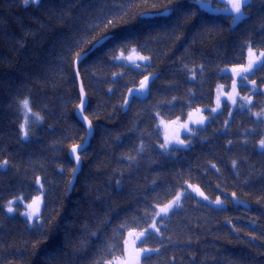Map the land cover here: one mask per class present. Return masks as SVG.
<instances>
[{
	"label": "trees",
	"instance_id": "trees-1",
	"mask_svg": "<svg viewBox=\"0 0 264 264\" xmlns=\"http://www.w3.org/2000/svg\"><path fill=\"white\" fill-rule=\"evenodd\" d=\"M250 5L233 25L232 16L196 0H40L27 7L0 0V264H110L124 256L128 234L153 220L160 232L147 233L144 247L160 251L141 264H264V118L252 110L264 108V69L249 75L256 92L240 88L253 96L251 109L231 113L225 103L220 113L207 112L209 122L186 136L188 146L162 150L158 126V117L185 120L212 107L219 86L233 82L224 71L264 52V0ZM105 35L116 39L76 71V53ZM133 52L148 62L119 61ZM76 73L94 135L69 193L75 167L68 153L86 136L75 116ZM146 76L147 94L126 105ZM25 99L43 119L27 137ZM187 184L226 206L185 194L178 210L157 220V208ZM233 193L245 204L234 203ZM38 197L42 228L28 222L21 204L13 215L6 211L14 199Z\"/></svg>",
	"mask_w": 264,
	"mask_h": 264
},
{
	"label": "rangeland",
	"instance_id": "rangeland-1",
	"mask_svg": "<svg viewBox=\"0 0 264 264\" xmlns=\"http://www.w3.org/2000/svg\"><path fill=\"white\" fill-rule=\"evenodd\" d=\"M251 0H249L250 2ZM231 2L232 0H207L205 3V6L202 7L203 9L207 10H214L218 13L221 14H226L233 16L234 13L231 12H226L224 11L225 8H230L231 7ZM240 19L239 21H241ZM238 21V22H239ZM237 22V23H238ZM237 23L233 24L236 25ZM119 61L122 62H128L129 64L135 66L136 64H144L148 62L147 60H142L141 56L136 54L135 52L131 53L130 55H123L121 54L119 56ZM261 61H264V57L260 55V53H250L248 63L243 66V67H237V68H231L227 69L224 72L227 74H230L233 77V82L231 86H226V85H221L216 91V96H215V101L212 107L207 108V109H196L192 110L188 113L187 117L185 120L177 119L174 121H166L161 117H158V126L161 130L162 133V143L160 145V148L164 151H168L172 147H186L189 144V140L186 139V136L191 135L193 133L194 128H203L207 125L209 122V118L207 117L206 113L209 112L211 115H216L220 113L223 109V106L225 103H228L231 107V113L234 112L236 109L241 108V109H251L254 99L253 96H243L240 92V88L243 85H249L253 88V93L257 91L256 85L253 82H250V80L245 81L244 83H241V78L244 75H249L255 70V68L260 64ZM251 62V67L252 70L250 72H244V69L249 66V63ZM148 82V81H147ZM141 87V86H140ZM138 88H133L129 91L134 92L135 95L137 96H145L147 94V88L146 90L142 91H137ZM128 93L127 96V103L130 102L133 96H130ZM134 95V96H135ZM246 97L247 99H242ZM29 107L31 109V112H29L27 109L23 107V101L21 102V109H22V114L24 118V124H23V132L27 130V133L32 125H40L43 123V119L41 115L36 113L32 107H31V102L29 99ZM235 101V103L233 102ZM240 105H243L241 107ZM214 109V111H213ZM253 110V115L256 119H263L264 118V108L262 110ZM40 117V119H37L36 117ZM27 118V119H26ZM264 140V139H263ZM179 141H183V143H179ZM259 149L264 150L260 147L259 143ZM195 189H199V192H203V190L198 186L194 184H187L185 186V189L182 190L177 196H180V200L177 201V203L181 204L182 199L185 194H193L196 196L198 199H200L203 202H206L212 206L215 207H225L226 206V201L222 197H218L223 203L222 205H217L215 203H210V201H214L216 199H211L209 198L204 192V195L208 197V200H204L202 196H200L198 191H195ZM176 196V197H177ZM176 197L170 201L168 204L172 203L174 200H176ZM232 200L234 203H240V204H245L244 201H241L238 199L236 196H231ZM11 204V206L14 208L13 212H8V207ZM21 204L22 207H24V216L28 220V222L33 225L36 223L35 219H29L28 216L25 215V213H35L36 215L39 216L40 218V213L42 210V205H43V199L42 197H38L35 200L31 202H25L23 199H14L9 204L6 206V211L9 215H13L15 213L17 205ZM168 204L164 206H160L157 208V213H160V216L157 217L156 219L158 220L159 218L165 217L163 213L160 212L161 208H165ZM176 209L175 205H173V208L168 211L169 216L174 210ZM166 216V217H167ZM156 225H158L157 221ZM143 231V230H142ZM151 231V230H150ZM141 231H132L130 232L131 234H128L126 244H125V253L122 258H119L117 260H114L110 264H133V262L137 259V251L140 248V242L144 239V237H140L139 233ZM147 233H145L146 236ZM139 237V238H138ZM153 253V252H152ZM140 259V264L141 260L143 257H139Z\"/></svg>",
	"mask_w": 264,
	"mask_h": 264
},
{
	"label": "snow or ice",
	"instance_id": "snow-or-ice-1",
	"mask_svg": "<svg viewBox=\"0 0 264 264\" xmlns=\"http://www.w3.org/2000/svg\"><path fill=\"white\" fill-rule=\"evenodd\" d=\"M33 3V4H39L40 0H23V4L25 7H27L29 5V3ZM197 3L200 4L201 7L205 6L206 0H196ZM250 2L249 0H232L231 2V7L230 8H225L224 11L226 12H231L234 13V15L231 17L233 24L237 23L240 19H242L245 15L246 12L244 11L245 7H250ZM156 14H152V13H143L142 17H148L151 18ZM116 39V37L114 35H105L100 37L98 40H96V42L92 45V48H90L87 52H77L76 56H75V63L79 64L82 60H86L87 57L93 52L94 49H96L97 47H103L105 44L108 43V41L112 40L114 41ZM81 45H77V47H80ZM260 55L262 57H264V52H261ZM142 60H147V57H141ZM135 67L139 68L141 67V65L136 64ZM259 68L264 69V61H261L260 64L258 65ZM252 70L251 67V62L249 63V66L247 68L244 69V72H250ZM78 71V70H77ZM147 76L145 77V80H142L141 83V87L140 89H138L137 91H142V90H146L147 88ZM249 77L247 75L242 76L241 78V83H244L245 81H248ZM109 91H111V89H109ZM81 92H83V88H81ZM130 96H134L135 93L134 92H130L129 93ZM242 99H247L246 97L242 98ZM235 103V101H233ZM125 103H127V101H125ZM241 107H243V105H240ZM23 107L25 109H27L29 112H31V109L29 107V101L27 99H25L23 101ZM80 112L83 113V107H84V101L81 100L80 103ZM214 111V109H213ZM37 119H40V117H36ZM82 120H87V116H81ZM27 119V118H26ZM88 131L91 132L92 131V126H91V122H88ZM25 137H27L28 133L27 130H25L24 132ZM179 143H183V141H179ZM260 147L262 149H264V140L260 141ZM83 150V146L82 145H74L71 149V152L74 154V158H75V162L77 167L73 169V175H75V172L77 171V169L79 168V161H80V155L78 154L77 150ZM8 162L5 161L4 164H7ZM0 167H2V165H0ZM213 168H215V165H213ZM42 187V186H41ZM71 187V185H70ZM195 191L199 192V189H195ZM200 196H202L204 198V200H208V197L204 195L203 192H199ZM233 196H235V193L232 194ZM180 200V196L176 197V200H174L172 203L168 204L165 208H161L160 212L164 214V216L166 217L168 215V211L170 209L173 208V205H175L176 209L178 210L181 205L179 203H177V201ZM210 203H215L217 205H222V201L217 198L214 201H210ZM14 208L11 206V204L8 207V212H13ZM26 216H28L29 219H35L37 221V224L42 228V224H40V218L38 215H36L35 213H25ZM156 216L159 217L160 213H156ZM229 223L231 224V221H229ZM36 226V225H34ZM233 228H235V225H233ZM151 230V231H150ZM160 232V228L157 227L155 220L151 221L147 227H145L143 229V231H141L139 233L140 237H145V233H148V237H150L151 235H153L154 233H159ZM131 234V233H129ZM148 237H145L141 242H140V248L137 251V259L133 262V264H140V259L139 257H143V259L145 261H147L148 259L151 258V253L152 252H159L160 249L159 248H146L144 247V245L147 244L148 241ZM139 238V237H138ZM253 239H255V237H253Z\"/></svg>",
	"mask_w": 264,
	"mask_h": 264
},
{
	"label": "water",
	"instance_id": "water-1",
	"mask_svg": "<svg viewBox=\"0 0 264 264\" xmlns=\"http://www.w3.org/2000/svg\"><path fill=\"white\" fill-rule=\"evenodd\" d=\"M97 48H98V47H97ZM80 63H81V62H80ZM80 63H79V64H80ZM79 64H76V71H77V68H78ZM76 74H77V78H78V82H79L80 103H81V100H83V101H84V107H83V113H81V112H80V107H79L80 105H79L78 108H77L76 111H75V116H76V118L78 119V121H79V122L83 125V127L85 128L86 136H85L84 141H83L81 144H79V145H82V146H83V150H80V149L77 150L78 154L80 155L79 168H78L77 171L75 172V175H73V177H72V180H71V183H70L71 187H69V193L72 192L73 187H74L75 182H76V179H77V176L79 175V173H80V171H81V167H82L81 154H82L83 152H85V150L89 147L90 142H91V139L93 138V135H94V128H93L92 124H91V126H92V131H91V132L88 131V122H89V120H88V119H87V120H82V118H81V116H86V115H85V112H86L87 105H88V99H87L86 93H85V91H84V88H83L82 82H81V80H80V78H79V75H78V73H76ZM81 88H83V92H81ZM71 149H72V148H71ZM71 149L69 150L68 155H69L70 160H71L72 163L74 164V167L76 168L77 165H76V162H75L74 154L71 152Z\"/></svg>",
	"mask_w": 264,
	"mask_h": 264
}]
</instances>
